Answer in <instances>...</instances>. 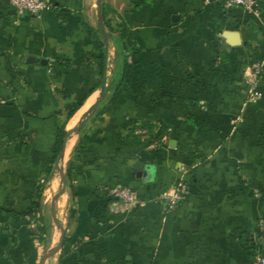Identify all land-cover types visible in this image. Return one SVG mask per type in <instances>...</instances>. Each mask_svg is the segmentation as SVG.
<instances>
[{"label":"crops","instance_id":"1","mask_svg":"<svg viewBox=\"0 0 264 264\" xmlns=\"http://www.w3.org/2000/svg\"><path fill=\"white\" fill-rule=\"evenodd\" d=\"M50 1L37 19L0 0V264L264 256V0L258 16L223 0H103L107 48L98 0ZM224 31L242 45L224 47ZM256 63L260 99L249 103ZM147 124L166 128L161 142ZM63 130L65 238L43 263L62 237L48 191ZM181 182L185 200L163 212L155 198ZM115 186L147 204L116 211L103 191Z\"/></svg>","mask_w":264,"mask_h":264},{"label":"built area","instance_id":"2","mask_svg":"<svg viewBox=\"0 0 264 264\" xmlns=\"http://www.w3.org/2000/svg\"><path fill=\"white\" fill-rule=\"evenodd\" d=\"M11 5L16 9L18 15L29 14L37 19L41 18L44 11L54 7V3L50 0H10ZM227 8H241L249 14L258 16L259 5L257 0H223ZM262 66L259 63L253 64L250 68V73L247 77L246 84L249 86V103H256L260 99L258 92ZM188 185L184 182L179 183L174 189L165 191L157 196L154 202L160 206L165 213L176 210L179 205L185 200L188 194ZM104 193L116 200L112 205L116 211H128L138 206L147 204L142 200L138 193L131 188L124 186H115L105 188ZM253 264H264V256L256 255L253 259Z\"/></svg>","mask_w":264,"mask_h":264},{"label":"water","instance_id":"3","mask_svg":"<svg viewBox=\"0 0 264 264\" xmlns=\"http://www.w3.org/2000/svg\"><path fill=\"white\" fill-rule=\"evenodd\" d=\"M97 8H98V16H99V24L101 27V31L104 34L105 37V44H106V48L108 47V43H109V35L105 30L104 27V23H103V18H102V13H101V9H102V0H98L97 3ZM221 42L222 45L226 48H231V47H236V46H241L242 45V38H241V34L238 31H224L222 33L221 36ZM46 63V61H44V64ZM102 91H103V98L106 97L107 95V88H106V74L104 75V79L102 82ZM101 102V100L99 101V103ZM98 103V104H99ZM97 104V105H98ZM93 109H90V111L87 113V115H90L92 113ZM86 122V119H84L83 121H81L80 125L78 126L77 129H75V131H77L78 129H80L84 123ZM69 135L66 136V138L64 139V143L63 146L61 148L60 154L58 156L57 159V164H56V168L59 171L60 175H61V186L59 191L53 196L52 199V204H51V215L53 218V221L55 222V224L60 228L61 232H62V237L60 242L58 243V245L55 248L49 249L47 251V253L45 254L44 258H43V263L45 262L46 258L55 253L57 250H59V248L62 246L63 244V240L65 238V229L63 228V226L61 225L60 221L58 220L57 217V213H56V204H57V200L58 198L65 193V190L67 188V174L64 170L63 167H61V162L63 161L64 157H65V151H66V146H67V141H68ZM138 176L143 177V179L146 181L148 179L151 178L152 176V169L151 167H147L145 169L144 172L139 173ZM262 246L264 248V240L262 241Z\"/></svg>","mask_w":264,"mask_h":264},{"label":"rangeland","instance_id":"4","mask_svg":"<svg viewBox=\"0 0 264 264\" xmlns=\"http://www.w3.org/2000/svg\"><path fill=\"white\" fill-rule=\"evenodd\" d=\"M102 2H103V0H102ZM68 161V160H67ZM65 172H66V174H67V177H69V166H67L66 168H65ZM56 173V180H55V182H54V185H53V183L51 184V185H49V191H48V205H49V208H48V213H49V216L51 217V223L53 224V226H54V228H55V230H56V233H57V235H60L61 234V230H60V228L55 224V222L53 221V219H52V216H51V204H52V199H53V195H55L58 191H59V189H60V186H61V175H60V173L58 172V170L57 171H55ZM68 184H69V179H68V181H67V186H68ZM65 193H66V190H65ZM64 193V194H65ZM64 194H62L59 198H58V202H57V204H56V210H58V216H59V220H64V209H65V207H64V203H63V201H64Z\"/></svg>","mask_w":264,"mask_h":264},{"label":"trees","instance_id":"5","mask_svg":"<svg viewBox=\"0 0 264 264\" xmlns=\"http://www.w3.org/2000/svg\"><path fill=\"white\" fill-rule=\"evenodd\" d=\"M101 13H102V18H103V23H104V26H106L108 24V22L106 21V13L104 11V5H102V9H101ZM148 126V129H149V132H151L152 134V137H151V140L150 141H156V142H161L162 139L165 137L166 135V128L161 125L156 131H153L155 128H157L156 126H152V125H149L147 124ZM63 135H64V138L67 136V132L63 130ZM63 142H64V139H63ZM63 145V143L60 145L59 147V151L56 155V157L59 156V152L61 150V146ZM68 179H70V168H69V177H67Z\"/></svg>","mask_w":264,"mask_h":264},{"label":"bare ground","instance_id":"6","mask_svg":"<svg viewBox=\"0 0 264 264\" xmlns=\"http://www.w3.org/2000/svg\"><path fill=\"white\" fill-rule=\"evenodd\" d=\"M74 124V122L72 123V125ZM72 146V144H71ZM70 147V146H69ZM70 152H71V147L68 149L67 151V155L65 156L66 157V161L69 159L70 157ZM64 160V159H63ZM63 165V166H62ZM61 167H64V162L61 164Z\"/></svg>","mask_w":264,"mask_h":264}]
</instances>
